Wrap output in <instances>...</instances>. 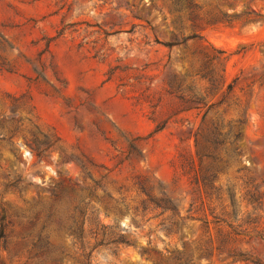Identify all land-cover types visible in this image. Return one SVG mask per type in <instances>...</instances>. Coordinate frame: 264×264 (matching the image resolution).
I'll list each match as a JSON object with an SVG mask.
<instances>
[{"label": "rangeland", "instance_id": "rangeland-1", "mask_svg": "<svg viewBox=\"0 0 264 264\" xmlns=\"http://www.w3.org/2000/svg\"><path fill=\"white\" fill-rule=\"evenodd\" d=\"M172 1L0 0V132L17 127L0 138V264H264V0ZM29 119L76 160L37 157ZM135 176L174 200L176 232ZM80 186L98 210L78 239ZM102 226L146 252L97 246Z\"/></svg>", "mask_w": 264, "mask_h": 264}, {"label": "trees", "instance_id": "trees-1", "mask_svg": "<svg viewBox=\"0 0 264 264\" xmlns=\"http://www.w3.org/2000/svg\"><path fill=\"white\" fill-rule=\"evenodd\" d=\"M172 6L170 10H173L174 12H184L186 13L189 11L190 6L189 4L181 1V0H173L171 2ZM189 14V13H188ZM189 20H192L191 18H187ZM191 38L195 37V35H191ZM169 47L172 46H179V42H171L167 44ZM232 83H229L227 85V89H231ZM15 115H12L8 118L9 121H0V131L3 127H8L9 124H13ZM29 121V128L26 130V135L23 134V138L26 139L28 142L31 150L35 153L37 157H44L47 155L49 149L51 148H58L60 152V159L61 161H67V160H76V157L72 154H67L65 150H63L61 147L57 146L55 143L58 139L55 138V140L51 139V135L49 133H45L39 129V126L35 124L31 119ZM8 122V123H6ZM17 130V127L15 126L14 130L10 132L9 136L6 138V134L3 132H0V138L7 139L8 141H12V137L14 132ZM28 135V136H27ZM198 135V136H197ZM217 136H223L220 132H217ZM236 138L239 137V134L237 133L235 135ZM220 140V139H219ZM218 140V141H219ZM206 143H208V139L206 138L205 134H198L196 133V136L194 138V144L196 147V155L198 162H201L202 157L209 156L205 151L207 150ZM219 143H222L220 141ZM130 148L134 149V146L130 145ZM208 172H211L212 175H214V171L208 170ZM88 175H90L88 171ZM133 185L136 187L137 191L140 192L144 199L141 201V205L143 209H146L148 207H152L153 209H159L162 213L168 212V218L167 223L168 226L165 228L168 233L176 232L175 229L178 226V223L176 222V219L180 220V223H183V220L185 217L180 216V212L172 198H170L166 192H164L160 186H157L154 188V182L149 177H133L132 178ZM155 189H157V192L155 193ZM80 191H82V188L80 186V189L78 190L79 196L71 198L69 200L70 207H68V211H76L79 213L81 217V224L77 228V238L81 239L83 238L84 234V224H85V217L86 212L88 209L91 210V213L97 211L98 209L90 205L89 201H86L85 198L80 194ZM105 192V191H104ZM90 196L93 195V192H89ZM105 195L109 198L110 195L108 193H105ZM233 197V196H230ZM100 203H102L101 200H99ZM106 206V205H104ZM107 210V209H105ZM15 212H12L11 214H8L5 209L1 208V214H0V238L5 237V230L8 227H13V217ZM74 215L70 214L66 216L65 221H69L71 223L74 222ZM103 231L100 233V238L97 239L95 244L97 246H106L109 248H114L116 246H122V247H134L142 250V252H146L144 249H142V246H138L137 239L129 233L126 229H121L118 226L115 227H106L102 226ZM70 229V227H68ZM107 229V231H106ZM150 244V242H147ZM153 255L156 254L154 250H151ZM87 256V254H86ZM161 264V263H156ZM184 264H190L189 262Z\"/></svg>", "mask_w": 264, "mask_h": 264}]
</instances>
